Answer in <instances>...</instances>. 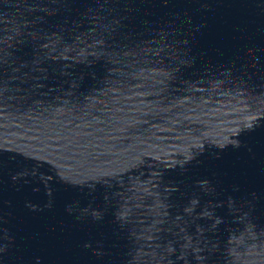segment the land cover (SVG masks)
I'll list each match as a JSON object with an SVG mask.
<instances>
[{
    "label": "water",
    "instance_id": "obj_1",
    "mask_svg": "<svg viewBox=\"0 0 264 264\" xmlns=\"http://www.w3.org/2000/svg\"><path fill=\"white\" fill-rule=\"evenodd\" d=\"M0 264H264V0H0Z\"/></svg>",
    "mask_w": 264,
    "mask_h": 264
}]
</instances>
